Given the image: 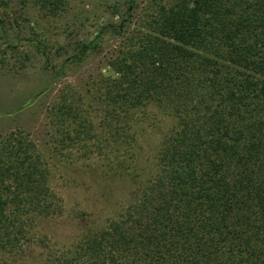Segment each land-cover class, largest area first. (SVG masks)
<instances>
[{
  "label": "trees",
  "instance_id": "16d2710c",
  "mask_svg": "<svg viewBox=\"0 0 264 264\" xmlns=\"http://www.w3.org/2000/svg\"><path fill=\"white\" fill-rule=\"evenodd\" d=\"M32 1L52 16L69 3ZM98 44L79 43L76 61ZM108 67L87 100L61 95L54 150L22 134L0 141V264L62 212L47 159L92 140L109 150L111 174L132 178L138 193L104 229L45 264H264V0H150ZM150 109L173 124L142 179L118 154L139 148Z\"/></svg>",
  "mask_w": 264,
  "mask_h": 264
},
{
  "label": "rangeland",
  "instance_id": "374dc122",
  "mask_svg": "<svg viewBox=\"0 0 264 264\" xmlns=\"http://www.w3.org/2000/svg\"><path fill=\"white\" fill-rule=\"evenodd\" d=\"M130 1L69 0L66 9L52 16L32 0L26 6L20 0H0V141L22 134L39 149L54 150L52 113L61 95L88 96L93 81L109 74L108 59L137 31L150 2L136 0V9L128 11ZM125 20L123 29L109 28ZM96 38L97 47L77 62L78 44ZM148 113L139 128V148L132 155L125 150L118 154L119 161L140 166L142 179L154 172L156 154L173 124L156 109ZM92 117L99 130L101 116ZM88 145L59 150L47 159L62 212L41 220L33 243L21 254L6 255L3 264H45L51 253L104 229L138 193L132 178L111 174L109 150H99L97 140Z\"/></svg>",
  "mask_w": 264,
  "mask_h": 264
}]
</instances>
